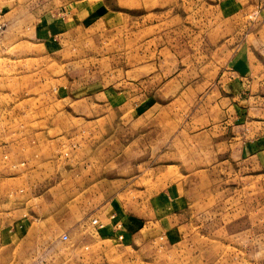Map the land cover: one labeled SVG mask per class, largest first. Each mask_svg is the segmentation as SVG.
<instances>
[{
	"label": "rangeland",
	"instance_id": "obj_1",
	"mask_svg": "<svg viewBox=\"0 0 264 264\" xmlns=\"http://www.w3.org/2000/svg\"><path fill=\"white\" fill-rule=\"evenodd\" d=\"M125 1L59 37L55 3L0 0V264H264L243 148L264 121V0ZM89 189L128 239L92 224ZM170 191L185 230L157 205Z\"/></svg>",
	"mask_w": 264,
	"mask_h": 264
},
{
	"label": "crops",
	"instance_id": "obj_2",
	"mask_svg": "<svg viewBox=\"0 0 264 264\" xmlns=\"http://www.w3.org/2000/svg\"><path fill=\"white\" fill-rule=\"evenodd\" d=\"M49 2L55 3L56 7L54 12L59 15L58 19H56L58 24L57 36L59 37L66 36L68 31L71 29L75 31L77 28L85 27L86 23L93 19L97 20L98 10L102 7L106 10L104 13L105 19H109L111 21V18L115 17L113 15L121 16L122 13L117 8L109 10L106 6H111L110 4L122 6V3H128L125 0H49ZM155 39L154 41H156ZM160 47L163 52H169L170 50L168 49L169 46L165 44H162ZM229 75L230 78L227 79L225 83L219 85V91L223 92L222 99L231 101L233 104L236 100L240 99L239 97H241V90L243 89L244 84L241 82L238 76H235V74ZM132 97L133 101L136 100V102L141 103L147 99H139L138 94L136 96L133 95ZM139 113L140 110H134V112L127 110V114L130 116L138 117ZM253 132L254 135H252L243 146L244 150L247 151L246 160L249 163H255L259 170L264 171V121L252 123L250 126V133L253 134ZM79 175L80 174H78V176ZM78 179L81 180V177ZM83 180L91 181V178L86 177ZM87 195L90 197V203L88 204L92 207V211L95 213L99 212V215L94 219H97L102 224V227L97 228L101 229L100 231L102 232L110 230L111 233L117 238L119 235H122V240L128 239L127 224H125L124 219L122 217L119 218L117 212L113 210V198L110 197L108 199H102L99 202H96L95 200L97 197H99V195L97 193L95 195L91 194V189L88 190ZM178 200L180 201V205L181 203L183 204L182 206H179V208H177ZM156 202L160 209L163 205H165L164 209H166L168 206L174 207L173 210L168 212L166 219L168 226L172 228V230L174 229L173 231H182L183 229L185 230L189 227L188 221L190 215L191 199L186 196V193L176 195L170 191L169 195H167V197L165 196V201L163 204H160L157 199ZM86 205L87 204L85 203V206ZM103 215L105 216L104 219H102ZM130 218L132 219L131 216ZM105 219L111 223V226H108L109 223L107 224V222H104ZM118 224H120V227Z\"/></svg>",
	"mask_w": 264,
	"mask_h": 264
},
{
	"label": "built area",
	"instance_id": "obj_3",
	"mask_svg": "<svg viewBox=\"0 0 264 264\" xmlns=\"http://www.w3.org/2000/svg\"><path fill=\"white\" fill-rule=\"evenodd\" d=\"M92 224L96 227H102V224L97 220V219H93L92 220ZM118 226L120 227V224H118ZM122 235H119L118 238L120 240H122ZM63 240H66L67 239V235L66 234H63L62 237H61Z\"/></svg>",
	"mask_w": 264,
	"mask_h": 264
}]
</instances>
